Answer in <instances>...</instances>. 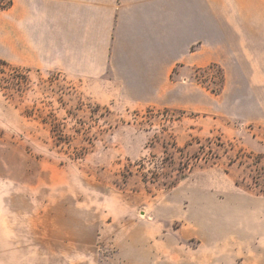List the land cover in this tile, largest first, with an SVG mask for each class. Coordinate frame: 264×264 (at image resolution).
I'll use <instances>...</instances> for the list:
<instances>
[{"label": "rangeland", "instance_id": "374dc122", "mask_svg": "<svg viewBox=\"0 0 264 264\" xmlns=\"http://www.w3.org/2000/svg\"><path fill=\"white\" fill-rule=\"evenodd\" d=\"M11 5L0 0V264H121L140 228L174 264H264L260 59L193 44L66 76L9 60Z\"/></svg>", "mask_w": 264, "mask_h": 264}, {"label": "crops", "instance_id": "0c3cea01", "mask_svg": "<svg viewBox=\"0 0 264 264\" xmlns=\"http://www.w3.org/2000/svg\"><path fill=\"white\" fill-rule=\"evenodd\" d=\"M11 1L7 56L17 65L82 78L106 72L112 58L170 57L195 44L215 55L259 58L264 66V0H214L213 13L211 0ZM143 242L140 228L119 252L121 264L148 257L149 264H174Z\"/></svg>", "mask_w": 264, "mask_h": 264}, {"label": "trees", "instance_id": "16d2710c", "mask_svg": "<svg viewBox=\"0 0 264 264\" xmlns=\"http://www.w3.org/2000/svg\"><path fill=\"white\" fill-rule=\"evenodd\" d=\"M58 132L56 133L55 139L57 142H63L64 140V135L62 134V132H60L59 130H57Z\"/></svg>", "mask_w": 264, "mask_h": 264}]
</instances>
